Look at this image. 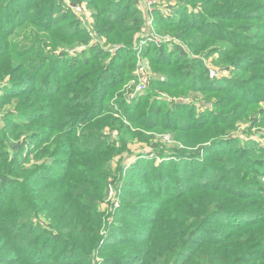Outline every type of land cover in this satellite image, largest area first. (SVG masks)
<instances>
[{
	"label": "rangeland",
	"instance_id": "374dc122",
	"mask_svg": "<svg viewBox=\"0 0 264 264\" xmlns=\"http://www.w3.org/2000/svg\"><path fill=\"white\" fill-rule=\"evenodd\" d=\"M5 1L7 2L3 0L0 3V7L5 5ZM10 1H12L11 7L5 8L3 13H0V30H2L0 36L3 38L0 41V52H7L5 45L11 52L32 49L34 46L36 48L39 45L35 44L36 40L42 42L45 47L39 48V53L43 57L32 58L26 62L25 69L12 68L22 63L23 60L20 57L16 60L12 59L11 53L0 57V132H2L0 138H4L6 135L4 126L10 124L12 120L33 119L36 113L40 111L45 113L56 107L55 105L61 100H58L59 97L50 98V94L54 91V87L61 85L63 78L65 82L68 81L65 74L67 65L71 66L73 59L82 53L92 57L95 51L102 50L106 54H103L98 63L107 70L105 81L109 83L108 79H110L114 85L111 87L104 85L105 93L102 96V92H99V99L97 98L96 102L98 105L99 101L104 106L108 105L111 115L117 117L119 121L122 118L124 124L133 127L131 129L135 135L128 144L130 151L112 158L109 163L113 178L108 180L110 184L107 198L99 207L102 221H104L103 233L106 243L109 244L116 238L130 237V231L137 233L144 225V228L147 227L141 218L122 207L129 201L125 194L129 188L128 179L136 186L142 187L148 177H152L154 181L158 179L156 174L161 173L159 177L161 191L153 193L151 188H146L144 198H140L144 205H149L147 215L154 216L158 213V209L171 204L173 198L177 199L175 192L187 189L193 178H200L202 184H207L217 180L222 182L223 175H229L234 181L240 183L241 199L239 201L244 203L239 206L241 211L214 214L212 221L202 224L193 235V239L200 241L223 238L225 240H222V243L230 247H242V249L251 247L246 256L247 261L241 264H264V260L255 259L257 256H253V251L264 249V238L257 239L256 236L259 231L264 230V225L251 221V217H255L251 216L254 215L253 213L258 209L264 210V0H233L236 3H230L227 0L221 7L211 4L210 12L193 4L180 8L176 0H149L148 7L141 0H123V3L132 2L143 19L140 30L135 32L129 45L126 40L117 39L110 34L107 37H112L114 41L109 42L104 34L98 32L94 26V20L89 21V19L84 23L80 21V25L86 28L89 36L86 42L82 40L80 33L67 40L60 33L51 34L44 29L46 26L52 29L58 25H65L67 32L73 29L72 25H75L77 21L76 16L78 19L80 17L73 7L83 6L92 17L94 9L92 5H88L90 0H82L71 5L69 0H54L56 8L40 18L38 26L26 21L35 0ZM238 3L243 4V8L250 5L257 11L248 13L249 18L247 16L249 10H241L242 15L228 10L238 6ZM176 11L181 13L178 14ZM160 14L174 17L180 21V24L187 21L195 25L199 23L206 26L208 32L213 33L214 36L206 37L207 45L196 51L189 41L183 38V29L180 30V36H177L173 34L174 32L177 34L174 30L176 25L155 23ZM167 19L170 20V18ZM243 38L252 46L247 49L250 61L240 58L243 55L237 45ZM156 46L161 47V50ZM177 47L185 48L187 56L183 57V60L187 62L176 64L182 67L181 74L172 77L169 81L176 80L179 84H168L162 87L158 85V80H166L167 71L173 69L167 64L173 59L177 60V57L181 55ZM49 54H52L54 58L44 59L46 55L51 56ZM118 55L123 57L124 62L116 69L113 60L119 58ZM161 56L165 57L164 61ZM56 57L62 60L57 61ZM158 62L164 64L160 65ZM71 67L77 72H71L69 78L88 69L81 61L74 63ZM204 67L207 68V72ZM243 67L248 69L243 70ZM184 73H189L188 77L183 76ZM47 75L49 79L45 78ZM25 77H30L31 80L25 82L28 81ZM47 80L53 87L46 89L48 93H43L40 89ZM209 80L214 82L210 87L207 86ZM198 86H201V90L197 88ZM29 88H33L34 91L25 95H30L32 99L27 101L25 95L17 96L19 92ZM69 91L74 93L76 89ZM62 101L64 102L65 99L62 98ZM30 102L34 104L29 105ZM174 102L182 103L186 110L174 108L172 106ZM133 104H140L138 111L140 109L146 111V107L153 104L159 105V111L150 115L151 121L139 117V114L136 115L139 125L134 127L121 116L123 107ZM46 106L47 110H44ZM80 109H82L81 106H76L66 110L59 109L57 112L62 114L68 111L75 116V112ZM80 117L87 119L88 124L76 127L73 135L68 136L69 141H79L83 144V141L95 140L97 137L111 140L120 135V132L112 131L109 126L101 128L98 121L94 124L95 120L89 119V115ZM213 117L225 120V124H220L218 130L215 126L208 125L205 130L196 131L200 135V142L197 141L199 143L184 145L176 138L182 134V130H177L176 128L179 127L174 125L179 123L196 125L205 121L209 122ZM101 122V124L106 123L104 119ZM164 124L173 125L171 127L174 131L161 128ZM91 126L98 129L96 136H80V131H86ZM194 133L190 131L185 135L193 138ZM205 134H208L206 138H204ZM41 138L43 137L36 138L32 134L28 136L27 133L22 132L15 140V142L23 143L17 152L19 157H23L37 144L33 153L36 155L45 145L41 143ZM239 148L243 149V158L250 157L253 160L252 168H243L235 164L228 156H222L228 151L236 152ZM175 150L182 151L184 154L174 153ZM49 154H46L45 161L43 158H38L39 160L34 161L33 164L38 166L40 163L44 164V170L50 176L56 177L65 164L66 157L62 152ZM212 155L215 157L213 158ZM62 158L64 160H61ZM229 163L234 165L233 172L224 174L223 167ZM252 169H255V173H252ZM115 176L117 181L114 184ZM204 193L200 194L202 201L206 199ZM256 193H260L259 197H256ZM190 195L187 193L181 199L187 202ZM128 230H130L129 234H127ZM130 239L128 247L134 243L133 238L130 237ZM218 248L223 250V247ZM133 263H137L136 259L130 257L122 258L118 264Z\"/></svg>",
	"mask_w": 264,
	"mask_h": 264
},
{
	"label": "trees",
	"instance_id": "16d2710c",
	"mask_svg": "<svg viewBox=\"0 0 264 264\" xmlns=\"http://www.w3.org/2000/svg\"><path fill=\"white\" fill-rule=\"evenodd\" d=\"M81 1L69 0V4H76ZM2 2L3 0H0V3ZM226 2L227 0H176V4H179L180 8L193 4L201 6L206 12H210L211 4L221 7ZM229 2L236 3L233 0H229ZM11 4L12 1L7 0L5 5L0 7V13H3L5 8H10ZM89 4L93 6L94 12L91 18H93L94 26L99 33L104 34L109 42L114 41V39L107 37L108 34L117 39L126 40L128 45L131 44L135 32L140 30L143 23L139 10L132 2L90 0L88 1ZM238 4V6L228 10L240 15L243 14L241 10H249L247 12L249 18L248 13L257 11L250 5L243 8V4ZM54 5V0L33 1L26 21L34 23L35 26L40 25V18H43L48 11H54L56 8ZM176 13L179 14L181 11H176ZM76 18L75 25H72L74 28L67 29L69 33L66 31L65 25H58L52 29L46 26L44 29L51 34L60 33L67 40L80 33L82 40L86 42L89 38L86 28L80 25L77 16ZM155 23L168 26L176 25L174 30L177 31V34L175 32L173 34L177 36H180V30L183 29V38L188 40L191 47L196 51L207 45L206 37L214 36L213 33L208 32L206 26L199 23L195 25L189 21L180 24V21L174 17L163 14H160ZM0 31L2 32V30ZM1 39L3 38L0 36V41ZM37 43L39 45L36 48L34 46L32 49L27 48L24 51L21 49V51L12 52L5 45L4 48L7 52H0V57L8 53L12 54V59L15 58L16 60L20 57L23 60L22 63L12 68L25 69L26 62L32 58L43 57L39 53V48H43L45 45L36 40L35 44ZM237 47L243 55V57H238L244 61H250L247 49L252 48V46L249 41H245L243 38ZM157 49L161 50V47H157ZM160 50H158L159 53ZM177 51L181 55L177 57V60H169L170 63L167 65L173 69L167 71L166 80H158L157 82L162 87L168 84H179V81L176 80L169 81L172 80V77L181 74L182 67L176 64L187 62L183 60V57L187 56L185 48L177 47ZM103 54L106 53L97 50L92 57H88L85 53L75 57L73 63H70L71 66L81 61L88 69L72 78H69L71 72L75 73L77 70H73L71 66L67 65L65 74L68 81L65 82L63 78L61 85L54 87V91L50 94V98L59 97L58 100H61L55 105L56 107L45 111V113H41V111L36 113L33 119H14L10 124L4 126L6 135L4 138H0V264H118L122 258L130 257L136 259L137 263L133 264H241L246 262V256L251 247L247 246L243 249L242 247H230L228 244L222 243V240H225L223 238L220 240L216 238L201 239L200 241L193 239L195 232L201 228L202 224L211 222L214 214L241 211L239 206L244 203L239 201L241 199L240 183L234 181L229 175H223L224 181L222 182L217 180L207 184H202L200 178H193L187 189L175 192L177 199L173 198L171 204L158 209V213L154 216L147 215L149 205H144L140 198H144L145 195L143 194L146 188H151L153 193L161 191V182L159 181L161 173L156 174L158 179H154V181H152V177H148L142 187L136 186L133 181L128 179L129 188L125 194L129 201L122 207L141 218L147 227L144 228V225L137 233L127 231V234L130 231V237L133 238L132 246H127L131 240L129 236L116 238L115 241L106 243L103 233L104 221H102L99 207L107 198L110 184L108 180L113 178L109 163L112 158L123 154L125 151H130L128 144L135 135L131 129L133 127L124 124L122 118L119 117L121 119L119 121L117 117L111 115L112 113L107 108L108 105H102L101 101L98 105L96 102L97 98L99 99V92H102V96L105 93L104 85L107 87L114 85L110 79H108L109 83L105 81L107 70L98 63ZM49 55L51 56L46 55L44 59L54 58L52 54ZM161 58L163 61L165 60V57L161 56ZM56 60L61 61L62 58L56 57ZM123 62L122 56L113 60L116 69L123 65ZM158 63L164 64L163 62ZM247 69L243 67V70ZM204 70L207 72V68L204 67ZM48 75L45 78L49 79ZM188 75L189 73H184L183 76L188 77ZM25 78L28 80L25 82L31 80L30 77ZM212 82L213 80H209L207 86L213 85L214 82ZM51 87L53 85L47 80L40 91L48 93L49 91L46 89H51ZM197 88L201 90V86ZM74 89H76L74 93L69 91ZM33 91V88H29L19 92L17 96L30 94ZM25 96L27 101L32 99L30 95ZM62 98L65 99L64 102ZM250 103L252 102L250 101ZM33 104V102L29 103V105ZM69 106L72 108L81 106L82 109L75 112V116H73L74 113L68 111L62 114L57 112L59 109L66 110L70 108ZM172 106L176 109L185 107L178 102H174ZM139 107L140 104L126 105L121 113L123 119L134 127L139 125L136 115L139 114V117L151 121L150 115L159 111V105L147 106L146 111H141V109L138 111ZM46 108L47 106L44 107V110H47ZM82 115H89V119L95 120L94 124L98 121L101 128L109 126L112 131L120 132V135L111 140L97 137L95 140L83 141V144L79 141H69L68 136L73 135L76 127L88 124L87 119H81L80 116ZM77 119L80 121H76ZM103 119L106 123L101 124ZM152 121L154 122V119ZM224 121L219 117H213L209 122L205 121L196 125L179 123L174 126H178L179 128L176 129L182 130V134L176 138L184 145L195 144V142L197 144L200 142V135L196 131L205 130L208 125H213L218 130L220 124H225ZM171 126L164 124L161 128L166 131H174ZM97 130L91 126L86 131H80L79 134L80 136H96ZM190 131L195 132L193 138L185 135ZM22 132L27 133L28 136L32 134L36 138L43 137L41 143L45 145L40 148L36 155L33 153L37 144L23 157H19L17 152L23 143L15 142V140ZM207 135L205 134L204 138ZM56 152H62L66 157L65 164L58 176H50L44 170L42 163L39 166L33 164L34 161L39 160L38 158H43L45 161L46 154ZM232 152L234 151H228L222 156H228L235 164L243 168H252L254 162L250 157L243 158L242 148ZM174 153L184 154L179 150H175ZM212 157L214 158L215 155ZM233 168L234 165L225 164L223 167L224 174L233 172ZM252 173H255V169H252ZM114 180L113 183L115 184L116 176ZM187 193L196 198L192 199L189 196V201H183L181 198H184ZM203 193L206 197L204 201L200 198V194ZM259 195L260 193H256V197ZM253 214L251 216L255 217H251L252 223L264 225V210L258 209ZM256 236L257 239H263L264 230L259 231ZM218 247H223V250ZM253 256H257L255 259L264 260V249L263 251H253ZM53 258L59 259V263ZM98 258L100 260L97 261Z\"/></svg>",
	"mask_w": 264,
	"mask_h": 264
},
{
	"label": "built area",
	"instance_id": "2783aa9c",
	"mask_svg": "<svg viewBox=\"0 0 264 264\" xmlns=\"http://www.w3.org/2000/svg\"><path fill=\"white\" fill-rule=\"evenodd\" d=\"M146 4V7H148L150 5V1L149 0H141ZM73 10L75 11V13L77 12V15H80L79 19L81 22H85V20L89 19V21H92L91 16L87 13V10L81 6V5H75L73 7Z\"/></svg>",
	"mask_w": 264,
	"mask_h": 264
}]
</instances>
